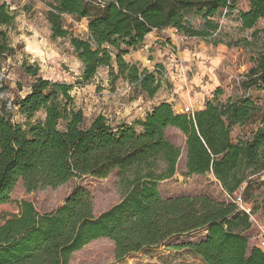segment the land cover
Listing matches in <instances>:
<instances>
[{
	"label": "trees",
	"instance_id": "trees-1",
	"mask_svg": "<svg viewBox=\"0 0 264 264\" xmlns=\"http://www.w3.org/2000/svg\"><path fill=\"white\" fill-rule=\"evenodd\" d=\"M50 1L52 38L69 39L84 66L79 84H90L101 68H107L113 80L122 79L153 99L162 88L164 69L160 65L150 71L127 63L129 49L136 51L149 34L166 29L216 47L224 44L217 19L225 9H236L232 4L237 0ZM248 3L249 10L239 13L240 29L253 31L256 43L264 0ZM190 9L203 21L200 29L188 20ZM63 15L88 20V39L71 35L63 26ZM15 20L10 6L1 3L0 39L6 38L3 28ZM240 45L251 43L227 44ZM6 48L0 43V56ZM253 62L248 86L264 89V46ZM29 72L38 75V69ZM72 89L38 78L30 93L15 103L26 126L15 123L6 106L0 108V264H69L73 254L103 238L114 243L116 259L122 260L197 231H204L205 238L173 249H187L204 264H264V250L256 246L249 251L245 233L252 227L251 217L235 203L243 185L247 184L244 199L260 179L252 178L264 172V117L250 140L234 142L232 137L236 126L259 120L260 109L250 97L225 103L219 100L223 91L218 88L194 117L164 102L141 121L113 127L104 115L86 125L84 112L73 103ZM40 112L45 119L32 123ZM170 128L186 138V175H213L233 202L206 196L161 197L159 185L175 176L182 155L167 138ZM114 171L126 193L99 216L83 188L44 216L31 202L12 198L20 182L33 193L84 176L104 179ZM262 210L264 214V205ZM255 211L251 209L252 216Z\"/></svg>",
	"mask_w": 264,
	"mask_h": 264
},
{
	"label": "rangeland",
	"instance_id": "rangeland-1",
	"mask_svg": "<svg viewBox=\"0 0 264 264\" xmlns=\"http://www.w3.org/2000/svg\"><path fill=\"white\" fill-rule=\"evenodd\" d=\"M1 3H7L16 16L13 25L3 28L6 38L0 39V43L7 47L5 53L0 56V70H4L7 76V80L0 89V94H4L3 98H0V108L6 106L7 112L11 114L15 123L26 126L27 120L17 110L9 111L8 102L14 106L18 100L26 97L38 78L72 86L70 95L75 107L84 112L86 125H89L99 115H104L113 127L122 123L133 124L145 118L147 109L153 106V99H150L140 88L130 85L122 79L113 80L107 68H101L90 84H79L84 66L77 58L69 39L52 38V26L48 18V13L51 11L50 0H0ZM232 5L243 12L248 6V0H237ZM187 18L196 29L203 26V21L195 15L193 9L188 11ZM217 21L221 26L219 39L224 43L221 45L226 46L228 53L234 54L235 62L230 66L223 64L221 67L220 74L225 76L226 80L222 79L223 94L219 96V100L226 103L230 99L237 101L245 95H249L250 100L257 105L260 109L259 120L247 126H236L232 133L234 142L239 139L250 140L257 129L261 127L259 121L264 117V89L258 86H248L249 71L255 66L253 61L264 46V20H261L257 26L260 34L256 43L253 42V31L240 29L239 14L222 15ZM62 23L71 35L88 39V20L63 15ZM159 35L167 37L162 33ZM244 40L249 41L251 46L240 45L231 48L227 46V44H235ZM112 51L114 54L116 53L113 49ZM125 60L129 64L144 68L143 62L146 64L148 60L154 62V56L151 51L144 50L142 52L141 46L136 51L129 49ZM114 66L117 71L115 63ZM162 68L165 69L163 66ZM37 69V77L33 72H29ZM228 73H232L234 78L229 80ZM162 81L166 84L168 77H163ZM44 119L45 113L40 112L32 120V123ZM138 130L140 131V129ZM166 135L173 144L182 149V155L175 176L160 183L161 197L171 199L183 196H206L217 202H233L232 197L223 190L220 182L213 175L187 176L185 136L175 128H170ZM258 177L260 178L258 184L244 194V199L243 192L247 184L243 185L237 193V196H241L243 203H245L244 200L248 203L245 204L250 211L251 209L256 210L253 217L257 224L252 222V227L245 233L248 238L249 251L264 242L258 241L260 229L264 230L262 210L264 172L252 179L255 180ZM78 188H83L90 194L95 216H99L117 205L126 193L118 172L114 171L104 179L84 176L72 179L58 188H46L33 193L27 192L20 182L16 186L12 198L15 201L31 202L37 212L44 216L62 207ZM205 236L204 231H197L176 237L160 248L145 249L141 253L122 260L116 259L114 243L103 238L73 254L69 264H204L191 251L173 248L183 247L188 243H198Z\"/></svg>",
	"mask_w": 264,
	"mask_h": 264
},
{
	"label": "crops",
	"instance_id": "crops-1",
	"mask_svg": "<svg viewBox=\"0 0 264 264\" xmlns=\"http://www.w3.org/2000/svg\"><path fill=\"white\" fill-rule=\"evenodd\" d=\"M248 10L249 3L244 11ZM160 33L167 37L160 36ZM144 50L151 51L154 56V62H143L144 68L153 71L156 65H162L168 73L167 83L162 81V88L145 115L164 102L172 104L179 113L186 108L195 112L203 110L206 102L214 98L215 91L223 89L222 79L226 80V77L220 74L222 65L235 63L234 54L228 53L226 46L216 47L201 39L181 42L174 29L149 34L142 45V52ZM228 76L229 80L234 78L232 73Z\"/></svg>",
	"mask_w": 264,
	"mask_h": 264
},
{
	"label": "built area",
	"instance_id": "built-area-1",
	"mask_svg": "<svg viewBox=\"0 0 264 264\" xmlns=\"http://www.w3.org/2000/svg\"><path fill=\"white\" fill-rule=\"evenodd\" d=\"M229 13H237V14H239L240 11L237 10V9H234L232 12H230L228 9H225L224 12H223V15L225 16L226 14H229ZM176 35H179V39H180L181 42H188V41H190L192 39V38L187 37V36H185L183 34H179L177 31H176ZM162 74H163L164 78L168 77V73H167V71L165 69L162 72ZM6 80H7V76L5 74V71L4 70H0V89L2 88L3 83ZM3 96H4V94L1 93L0 94V98H3ZM245 97H249V95H245ZM7 108H8L9 111L18 110V107L16 105L13 106L11 102H8ZM182 112L186 113V114H188V115H190L192 117H194V115H195V111H193L190 108H186ZM235 203L238 205L240 210H242V211L246 212L248 215H250L251 222H255L257 224L256 219L251 215L250 209H248V207H246V204L243 203V200H242L241 196H237ZM259 228H260V226H259ZM259 235L260 236L258 237V241H261V240L264 241V230L263 229H260V234ZM257 247H259L260 249L264 250V242H263V244L257 245Z\"/></svg>",
	"mask_w": 264,
	"mask_h": 264
}]
</instances>
